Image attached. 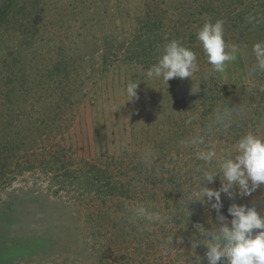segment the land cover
<instances>
[{"label":"rangeland","instance_id":"1","mask_svg":"<svg viewBox=\"0 0 264 264\" xmlns=\"http://www.w3.org/2000/svg\"><path fill=\"white\" fill-rule=\"evenodd\" d=\"M25 1L0 25V264H195L206 250L195 225L216 223L186 197L208 168L196 152L235 155L241 136L264 137V73L250 75L264 0ZM209 20H223L226 45L239 48L223 73L197 40ZM149 30L162 35L141 52ZM171 40L199 70L167 85L146 72ZM129 80L140 83L135 103ZM227 107L242 111L216 125ZM221 199L225 215L233 202L264 215V185ZM138 205L162 221L135 218Z\"/></svg>","mask_w":264,"mask_h":264},{"label":"clouds","instance_id":"2","mask_svg":"<svg viewBox=\"0 0 264 264\" xmlns=\"http://www.w3.org/2000/svg\"><path fill=\"white\" fill-rule=\"evenodd\" d=\"M223 25V20H216L214 23L209 20L196 34L207 63L216 73H223L226 62L235 60L239 51L237 45H226ZM252 53L255 63L250 75L255 72L264 73V41L254 43ZM198 70L196 53L180 41L171 40L163 46L161 55L146 72V77L161 80L168 85L169 80L191 78ZM139 84L135 80L127 82L124 89L127 103L139 100ZM240 111L241 108L227 107L218 112L214 123L229 127L232 113ZM191 143L203 144L204 140L199 137ZM231 151L235 155H218L215 147L196 152L197 159L203 161L208 168L202 171L203 182L190 187L186 197L189 202H193L191 204L210 206L216 213V223L207 230L201 224L195 225L199 236L203 237L202 245L206 249L203 257H196L195 264H203L205 259L207 264H264V215L255 205L235 202L229 204L225 215L222 212L224 204L221 199L222 195L229 201L243 199L264 185V137L248 132L237 140ZM214 161L217 162L216 171L211 170ZM217 177L220 186L209 187ZM133 216L150 223L162 221L159 212L150 211L143 205L133 209Z\"/></svg>","mask_w":264,"mask_h":264},{"label":"trees","instance_id":"3","mask_svg":"<svg viewBox=\"0 0 264 264\" xmlns=\"http://www.w3.org/2000/svg\"><path fill=\"white\" fill-rule=\"evenodd\" d=\"M26 2L25 0H3L2 4L0 3V25H2L3 23L8 24V20H7V13H9L8 10H12L13 5H15L16 2ZM195 2H197V0H195ZM210 6V5H209ZM211 9H209L208 13H206L207 17H211L212 15H214V13L216 12V10L210 6ZM175 13H173L174 16ZM240 16V15H239ZM178 20V24L182 25L184 24V18L183 17H177L176 18ZM173 20V19H171ZM153 22H157L159 21L158 18H153L152 19ZM150 27L159 28V23H154L153 25H151ZM176 27V26H174ZM154 35L152 34V31L149 30V32L147 33V35H145L144 37H141L140 40H142V49L141 52H144L147 48L152 47L155 45V43L157 44L156 39L160 38V36L162 35ZM145 46V49H144ZM154 51H157V49H154ZM161 54V53H160Z\"/></svg>","mask_w":264,"mask_h":264}]
</instances>
